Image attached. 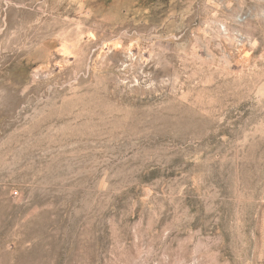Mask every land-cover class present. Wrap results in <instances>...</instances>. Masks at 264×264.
<instances>
[{"label": "rangeland", "instance_id": "obj_1", "mask_svg": "<svg viewBox=\"0 0 264 264\" xmlns=\"http://www.w3.org/2000/svg\"><path fill=\"white\" fill-rule=\"evenodd\" d=\"M0 264H264V0H0Z\"/></svg>", "mask_w": 264, "mask_h": 264}]
</instances>
